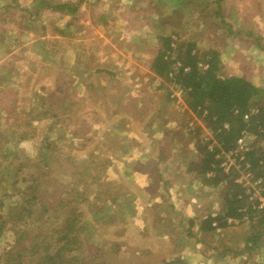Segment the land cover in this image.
<instances>
[{"label": "rangeland", "instance_id": "obj_1", "mask_svg": "<svg viewBox=\"0 0 264 264\" xmlns=\"http://www.w3.org/2000/svg\"><path fill=\"white\" fill-rule=\"evenodd\" d=\"M46 1L71 2L78 10L64 15L41 6L37 12L35 0H0V106L13 110H7L9 122L0 126V215L6 222L0 264H16L18 249L34 245L35 238L44 245L49 241L50 253L56 251L66 241L61 240L66 222L73 219L78 222L69 237H76L73 253L79 256L74 264H81L82 258L89 264H244L237 251L245 233L256 231L253 221L213 234L197 231L196 224L189 225V216L185 222L179 217L185 209L203 217L223 208L226 185H207L198 176L196 136L213 128L207 109L197 112L184 95H169L158 82L145 85L135 76L142 91L137 96L143 93L146 110L132 119L134 129L129 131L144 146L132 151L140 161L129 163L131 155L118 152L121 139L115 132L82 125L86 114L79 112L78 101L73 105L77 110L70 112L72 123L64 127V81L72 75L86 77L88 110L94 109L97 96L103 108L120 105L126 89H135L128 72L150 81L145 75L159 37L170 34L174 42L178 37L195 41L198 49H216L225 75L244 76L264 88V0ZM101 67L114 77L99 75ZM80 81L69 86L80 93ZM40 106L27 124L23 113ZM47 111L57 118L35 122ZM95 114L87 116L118 121L120 126L125 121V112ZM103 139L109 148L96 146ZM149 139L155 145L147 149ZM145 152L150 158H143ZM128 165L153 172L146 178L149 182L132 176ZM16 207L24 211L21 219L11 218ZM157 236L168 243L181 240L167 251L153 242ZM15 239L20 242L13 248ZM181 241L199 242L201 255L188 256ZM260 245V257H249V264H264V238ZM230 250L236 253L232 259L227 257ZM22 264H33V258L27 254Z\"/></svg>", "mask_w": 264, "mask_h": 264}, {"label": "trees", "instance_id": "obj_2", "mask_svg": "<svg viewBox=\"0 0 264 264\" xmlns=\"http://www.w3.org/2000/svg\"><path fill=\"white\" fill-rule=\"evenodd\" d=\"M180 0H177L179 2ZM193 0H182L191 3ZM37 12L41 6H45L52 11L66 14L77 12V5L71 2H60L52 5L46 0H35ZM193 3V2H192ZM160 46L153 57L150 70L154 75L160 77V86L169 90L166 82H173L182 89L187 104L197 112L207 109L206 119L208 124L218 131L224 123H229V129L219 130L218 138L222 147L229 149L243 129H248L258 133L254 149L249 153V159L253 167L260 170V161L264 160V146L260 142L264 140V133L258 132V125L264 126V88L255 85L244 76L225 75L224 64L220 52L216 49H198L195 41L178 39L174 42L172 35L159 37ZM175 43V46L172 43ZM180 65L175 68V63ZM256 109L249 122L243 119V114ZM197 150L200 152L199 179L207 184L218 186L220 183L226 185L223 208L216 215L209 213L200 222L199 229L209 233L218 229L230 226L229 219L241 220L248 214L251 221L255 223L256 231L249 235L245 249L254 251L260 248L261 238H264V212L254 210L244 193V189L235 182L236 175L225 174L220 168V161L215 157V150L209 151L206 145L202 144L200 137L196 136ZM209 173H212L210 176ZM241 196V197H240ZM246 209V210H244ZM11 218L21 219L23 210L16 207L12 210ZM78 222L73 219L66 222L65 235L61 240L59 249L49 252L50 242L38 241L30 247L18 249V261L16 264L24 263L28 256L33 258V264H74L78 260V255L73 253L76 237H69L74 225ZM241 222V221H240ZM6 222L0 215V236L5 228ZM19 239H15L13 248L18 245ZM78 247V246H77ZM76 247V248H77ZM78 250V249H77ZM10 252V250H9ZM21 252V255H20ZM17 256V253L14 254ZM11 256H13L11 254ZM12 260L14 258L12 257ZM74 261V262H72ZM81 264H89L82 258ZM8 264H11L9 261Z\"/></svg>", "mask_w": 264, "mask_h": 264}, {"label": "crops", "instance_id": "obj_3", "mask_svg": "<svg viewBox=\"0 0 264 264\" xmlns=\"http://www.w3.org/2000/svg\"><path fill=\"white\" fill-rule=\"evenodd\" d=\"M67 1H72V0H67ZM67 24H69V23H67ZM152 59L153 58L151 57L150 62H149V67H150ZM102 60H105V59H102ZM49 63H51V62H49ZM149 67L147 68V71H146L147 73H146L145 77H148L150 79V81H145L140 75H136L134 73H129L128 72V74H130L134 78L133 79L134 83H132V85H135V89H131V90L130 89H128V90L126 89L125 94L123 95L124 96V100H122L120 105H118L117 102H116L113 105V107H111V108H107V107L103 108L102 102H100L98 100V96H97V97H95V100H94L95 107L92 110L91 109L90 110L87 109L88 100L90 98V95H89L90 93H89V89H88V87H89L88 83L83 84V82L85 81L84 79L86 77H82V74H80L78 77L75 78V76L72 75L70 77V81L69 82L72 83L73 87H74V86H76L74 84L75 83V79L78 80L79 78H81V81H80L81 85H80L79 89H81L82 91L79 93V91H77L76 88H72V87L69 86V82L64 81V90L67 93V96H65L64 99H63V104H64V108H63L64 115L63 116H64V121H65V126L64 127H67V124H71L72 123L71 118H70V114H71L70 112H75L77 110V108L73 109V105H75V103H77L76 101H78L79 102L78 104L80 106L79 112L86 114L84 119L81 120V122H83L82 125L89 124V125H87L88 128H90V129L94 128V129H96L98 131L105 130V129L107 130V128H108V129L111 130L109 132H115L117 138L121 139L120 141L117 142L118 143L117 146H118L119 154H121L122 156H126V155L130 156L131 155V157H129V163L132 162L133 159H137L138 161H140L139 158L133 156L132 151H133V149H136V148L139 150L142 146H144V142H142L139 138L135 137L134 134L130 133L129 129L130 130L134 129L133 127H131V124H133L132 123V119L135 116H138L140 113L143 114L145 112V110H146V107H144V105L142 103L143 93L141 94V97L137 96V95H139V91H141V90L138 89V87H141V86L136 85L139 82V79H136L137 77H135V76H139L140 80H142L141 81L142 84H145V85H150L149 83L151 81L158 82L159 85L161 84L160 77H157L156 75H154ZM100 69L102 71H100ZM100 69H97V72H98L99 75H100L101 72H105V73H107L108 76L114 77V74H112L107 69H103V67H101ZM90 71L92 72L93 70L92 69L89 70V76H91ZM14 74H17V72H15ZM98 74L97 75L93 74V75H94L95 78H97ZM98 78H100V76ZM82 85H85V88H81ZM60 90H61V88L58 87L57 91H60ZM72 90H76L77 93H72L71 92ZM101 90H105L106 91L107 90L106 86L103 85V88ZM126 93L128 94L127 96H126ZM135 97H137V98H135ZM42 98L44 99V97H42ZM83 101H84V103H81ZM109 101L112 102V100H109ZM98 107H102V109H98ZM7 110L9 112L13 111L12 109H6L3 106H0V126H2L3 124H7L9 122L7 117H5L9 113V112H7ZM39 110H41V106L38 107V108H32V109L26 111L25 113H23V116L24 115L26 116L27 124L29 122L28 120H30L29 117L32 119L33 117H31V116L32 115L35 116V113L37 111H39ZM103 112H109V113L113 114V116L117 115V114H119L121 112H122V114H123V112H125V115L123 114V117H124L125 121L122 124V126H120V125L116 124V122H118V121H111V123H107V121H105L102 118L101 119H97V117H92V116L88 117L87 116V114H89V113H91L93 115H96L95 113H103ZM48 113H49V111H47V114L41 113L42 116H36V118H39L41 120L40 121H38V120L36 121L35 120V122H42V123L50 122L51 120L57 118V117L54 116L56 114L48 115ZM68 119L70 120L69 122L67 121ZM139 119H141V118H138L137 120L139 121ZM23 120H24V118H23ZM142 125L144 126V129H140V132L142 131V135H144V131H146V129H147V123L145 122ZM152 139L148 140L151 143H149L150 145L145 146L147 149L151 148L152 145H155V143H153ZM97 144H98V145H96L97 147H102L103 149L110 147V146H107L108 144L106 143V141L104 139H103V141H99V143H97ZM122 145H127V149L126 150H124V149L122 150V148H121ZM178 153H179V151H178ZM145 154H147V155L145 157H143V158H146V159L150 158V155L148 153L145 152ZM175 157L176 156L174 155L173 158H175ZM124 159H126V157H124ZM128 166L131 168L130 170L132 171V176L143 177V178H145V180H144L145 183L149 182L146 178H147L148 175L153 174V172L149 171L148 169H145V167L143 169H141V172H139L138 171L139 168H136V167L133 168L130 165H128ZM141 184L142 183H138L137 182L138 186H141ZM146 187L147 186H145L143 189H145ZM160 197L163 198L161 194H160ZM161 202H162V200H161ZM171 207H173V211L174 212L178 211L179 207H176L175 205H173ZM183 212H184V214H180L179 215V217H181L180 220L182 222H185V216L186 217L189 216V225L193 224L195 226V224H196L197 231H200L199 226H200V222H201V220L203 218H205L209 213H212L213 215L217 214L215 211H210V212H207L206 216L194 217L195 214H193L192 211H190L189 209H185ZM194 212L196 213V211H194ZM160 216L162 218L167 217V215H163V214H161ZM170 218H173L174 222L177 221V219H175L174 217H170ZM228 227H232V226H228ZM226 228H222V229L220 228L218 230L212 231V233L215 234V233L222 232V231L226 230ZM200 232L201 233H205V232H202V231H200ZM249 233H245L244 237L240 240L239 243H242V247L237 251V255L240 256V259L245 261L244 264H249V260H248L249 257H251V256L252 257H257L256 259H258L260 257V253H262V250H261L262 247L257 248L254 251H252V250L248 251L247 249H245V245L247 244V239L246 238L249 235H251ZM164 237H167V236H164ZM179 240H181V239H178L177 241H174V243H168L165 240L160 239V236H157V237H155L153 242L155 244L161 243L162 245H164L165 249L167 248V251H168L169 247L170 246H175ZM183 244H185V246ZM181 245H182L183 248H185L188 256L191 255L192 257L196 258V257L201 255L200 254L201 251L199 249L200 248L199 242H195V244H194L193 241H189L188 243H187V241H181ZM234 254H236V253L231 251L230 253H228L227 257H230L232 259ZM229 255H231V256H229ZM180 256L182 257L181 252H180Z\"/></svg>", "mask_w": 264, "mask_h": 264}, {"label": "built area", "instance_id": "obj_4", "mask_svg": "<svg viewBox=\"0 0 264 264\" xmlns=\"http://www.w3.org/2000/svg\"><path fill=\"white\" fill-rule=\"evenodd\" d=\"M180 63H175L174 67L177 68ZM162 79L160 78V81ZM173 95L182 96L183 91L173 82H166ZM252 109L243 114V119L249 122L252 115L256 112ZM197 120L194 119L189 123L193 128V124ZM229 123H224L219 130L229 129ZM258 132L264 133V126L261 124L257 127ZM218 131L214 128L204 132L200 136L201 141L206 144L209 151L215 150V157L220 161V168L225 174H233L235 182L244 189L247 199L254 210L264 212V160L260 161V170L258 167H253L249 153L254 149L255 141L258 138V133L243 129L240 135L235 140L233 146L229 149L222 147V143L218 138ZM212 173H209L211 175ZM241 197V196H240ZM246 210V209H244ZM250 221L248 214H245L241 220L229 219L230 226L238 224L240 221Z\"/></svg>", "mask_w": 264, "mask_h": 264}]
</instances>
